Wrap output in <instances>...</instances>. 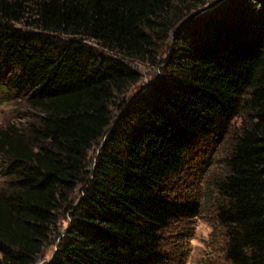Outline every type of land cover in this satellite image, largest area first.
Wrapping results in <instances>:
<instances>
[{
  "label": "trees",
  "instance_id": "obj_1",
  "mask_svg": "<svg viewBox=\"0 0 264 264\" xmlns=\"http://www.w3.org/2000/svg\"><path fill=\"white\" fill-rule=\"evenodd\" d=\"M0 0V264H167L164 234L199 200L167 183L225 137L214 226L228 264H264V0ZM165 78L130 101L136 66ZM100 149L95 157L91 152Z\"/></svg>",
  "mask_w": 264,
  "mask_h": 264
},
{
  "label": "rangeland",
  "instance_id": "obj_2",
  "mask_svg": "<svg viewBox=\"0 0 264 264\" xmlns=\"http://www.w3.org/2000/svg\"><path fill=\"white\" fill-rule=\"evenodd\" d=\"M216 0H205V7L211 9ZM173 51V42H169L159 57L158 64L136 66L142 75L141 82L132 88L127 98L132 101L138 93H144L150 84L165 78V61ZM2 96V95H1ZM0 96V98H1ZM24 101L2 103L0 105V128L8 123H17L19 114L30 113ZM241 124V119L234 120L225 137H205L197 149L186 159L183 170L172 176L167 183L168 193L177 200L197 199L203 207L202 215L197 219H185L173 223L167 228L162 242V249L170 255L167 264H228L224 257L223 233L214 226V207L219 200L215 183L224 173V163L229 154V140L233 131ZM100 149L91 152L95 157ZM58 231L51 243L44 249L38 264H45L55 255L60 234L68 228L70 215H61Z\"/></svg>",
  "mask_w": 264,
  "mask_h": 264
}]
</instances>
